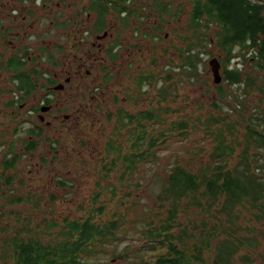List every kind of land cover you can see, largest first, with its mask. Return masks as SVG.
<instances>
[{"label":"rangeland","instance_id":"rangeland-1","mask_svg":"<svg viewBox=\"0 0 264 264\" xmlns=\"http://www.w3.org/2000/svg\"><path fill=\"white\" fill-rule=\"evenodd\" d=\"M147 1L139 0L142 5ZM250 1L264 5V0ZM34 11L37 16L41 14L38 10L34 9ZM57 15L58 12H52L47 21L38 17L36 21L39 24L38 30L45 23L47 26L50 20L54 21ZM84 18L83 14L80 15L84 28H88L87 18H85L86 22ZM64 19L67 17L59 18V21L62 22ZM73 19L76 22L75 16ZM181 22H185L184 17H181ZM54 25L44 27L45 33L53 32L55 34ZM143 27H145L144 22L140 24L139 31ZM169 29L170 26L163 34ZM139 31L138 34L134 33V75L136 76L134 88L128 80L131 74L125 70L124 58L119 65L116 64L115 69V72H122L123 76L116 75V78L105 88H111L119 95V101L116 104L117 107L119 106L118 108L127 111L132 109L134 113L137 111L153 113V117L156 119H152L154 122L148 123L152 134H155L157 130H169L171 125L181 119L188 122L189 129L184 131L183 135H180L179 131L172 135L168 133L166 143L156 146L157 153L151 162L140 166L135 174L134 170L132 172L125 171L126 166L119 161L115 154L110 152L119 148L123 153L127 151L130 138L125 134L124 128L120 130L110 127L98 128L96 119H91L84 121L87 124L84 126L85 129H79L77 133H73L70 139L65 136L63 128L48 129L46 133L43 131V137L33 151L41 154L46 160L43 171H32V174L29 175L28 168H26L19 172L20 176L25 179L24 183H12L11 186H7L14 190V193L9 197L22 198L23 201L19 205L8 203L9 206L6 204L5 209H0V229L6 227L5 232L0 230V254L4 250L3 240L13 238L16 230L28 228L31 230V234L38 232L39 236L46 241H55L66 218L69 220L83 219L89 208L103 206L105 214L102 219H115L119 227L116 232V240L105 248L104 252L101 251L95 259V264L134 263L138 258L135 251L144 244V241L138 236L139 233L145 228L148 221L155 222L160 217L164 219L161 214L168 208V201L161 203L157 199L159 195L164 196L163 190H165L171 166L174 164L185 166L194 154H197V164L203 165L207 162L208 155L216 144L213 136L208 132H212L215 127L222 126L227 118L236 121L240 114L245 115V117L243 116L245 120L237 123L239 127L233 135L240 139L241 144L245 135L243 128L245 123H256L261 128L262 119L257 120L256 118H260V115H256V113L264 111V93L258 91L259 88L264 89V73H257L255 84L247 89L245 96L241 87H229L222 81L215 85L208 65L212 58L218 60L220 58V52L212 41L215 38L214 32L205 31L203 34L195 36L192 31L187 29L189 43L193 48H197L196 51L202 52L200 59L204 65L195 78L188 79L183 72L184 69L179 66L181 63L172 47L153 37L139 34ZM108 33L115 34V31L108 30ZM126 34L128 32L121 35L125 36ZM61 36L63 35L61 34ZM199 37L204 40L200 42ZM210 41L211 43H209ZM57 42H59L58 39L55 40V43ZM238 50V48L234 49V53L237 55L232 61L238 62L239 67L241 66L245 71L251 70L249 64L242 61L241 54L245 55L246 52L242 50V52L240 50L237 52ZM152 60H156V62L150 67ZM81 75H84V70L81 71ZM94 76L95 74H92L90 78L85 79L83 85L85 87L90 85L89 89H91L94 84ZM124 86H127L130 92L134 89L133 106L122 100L126 97ZM216 86L223 89L224 99L217 96ZM0 87H3L2 94H6L5 97L0 98V155L16 153L20 154L19 157L24 160L23 152L26 151L23 143L27 140L25 131L31 127V122L36 117L25 123V112H21L18 116L15 112L16 107L13 110L6 109L4 102L11 97V92H9L11 85L5 83ZM90 93L93 91L88 92V95ZM106 102L110 103V100L106 98ZM83 108V106L74 105L73 109L69 108L63 113L71 115L73 111H78L81 114L84 112ZM76 114L78 113L73 116ZM61 118L62 116H60ZM211 118L215 120L213 123H211ZM156 120L161 121L157 122ZM233 136L229 137L228 141L231 142ZM44 138H48L49 141L45 142ZM234 149V154L228 163L229 168H234L237 165L242 146L234 143ZM52 156L54 157L53 170L50 165ZM257 156H261L260 162L262 163L264 150L251 146L249 157L252 168L254 167V158ZM3 169L2 175L13 174L12 170L5 172L4 166ZM250 170L254 176L262 178L259 172L254 171L256 169ZM56 171L58 174L52 181L51 177ZM262 175L264 174L262 173ZM3 179L1 176L0 206L5 205L6 201L10 199L1 190ZM27 181L31 183V186ZM94 199L95 203H92L91 201ZM179 205L181 206L180 222L184 225L192 226V222L206 219L198 207L191 205V200L186 198ZM259 205H262L261 210L247 207L243 212H236L241 230L235 232V238L237 241L239 238L242 239H240L242 247L235 257L234 264H264V199ZM224 219L227 221L226 217ZM209 221L210 224H216L214 219H209ZM51 224H55V226L48 230ZM225 227H229V225L226 224ZM23 234L25 237V233ZM117 240L118 242H116ZM205 254H207L205 256L207 262L210 263L213 253ZM148 256L152 260L154 255ZM0 264H3L1 259Z\"/></svg>","mask_w":264,"mask_h":264},{"label":"trees","instance_id":"trees-1","mask_svg":"<svg viewBox=\"0 0 264 264\" xmlns=\"http://www.w3.org/2000/svg\"><path fill=\"white\" fill-rule=\"evenodd\" d=\"M191 3L186 29L195 36L205 31L215 33L212 41L220 52L221 81L229 87H241L245 96L247 89L255 84L257 73H264V5L250 0H192ZM186 40L189 42V37ZM203 40L199 37L200 42ZM236 48L245 52L254 48L256 54L252 58L241 54L242 61H246L251 70L236 66L230 69L229 65L237 55L234 53ZM196 49L191 44L184 50L173 49L185 58L182 68L188 79L195 78L204 68L200 59L202 52ZM259 89L264 93L263 88ZM215 91L220 99H224L220 86H216ZM256 115H260L257 120L262 119L261 128L256 123H245L242 144L233 135L239 127L237 123L245 120L244 114H240L236 121L227 118L222 126L208 132L216 144L203 165L197 164V154L185 166L173 163L166 179L164 196L159 195L157 199L161 203L168 201V208L161 214L164 219L160 217L158 221L146 223L138 235L144 244L135 251L138 258L131 264L235 263L242 247V239L237 241L235 238V232L241 230L236 212H243L247 207L261 210L262 205L259 204L264 199V157L262 163L261 156L254 158L253 168L249 157L251 146L264 150V111H258ZM152 119L156 118L150 111H137L134 128L125 132L130 138L127 151L123 153L120 148L110 151L126 166L125 171L134 170L135 174L140 166L151 162L157 153L156 146L166 143L168 133L172 135L179 131L183 135L190 127L186 120L181 119L169 130H157L152 134L148 125L154 122ZM210 120L211 123L215 121L213 118ZM234 143L242 146V150L237 165L229 168ZM250 169H256L254 171L259 172L262 178L254 176ZM186 198L203 212L206 219L192 222V226L180 222L179 203ZM91 202L95 203V199ZM103 210V206L91 207L83 219L66 218L55 241H46L38 232L31 234L28 228L16 230L13 238L3 240L4 250L0 259L3 264H95L101 251L104 252L116 240L119 227L115 219H102ZM209 219H214L216 224H210ZM226 224L229 227H225ZM54 226L51 224L48 230ZM0 230L5 232L6 227ZM207 252L213 253L210 263L205 258ZM152 254L151 260L148 255Z\"/></svg>","mask_w":264,"mask_h":264},{"label":"flooded vegetation","instance_id":"flooded-vegetation-1","mask_svg":"<svg viewBox=\"0 0 264 264\" xmlns=\"http://www.w3.org/2000/svg\"><path fill=\"white\" fill-rule=\"evenodd\" d=\"M191 1L148 0L142 5L139 0H0V85L10 84L12 97L4 102V107L10 110L16 107L18 116L25 112V123L36 117L25 131L24 160L16 153L0 155V177L4 178L1 190L6 197L14 193L7 186L25 182L19 172L26 168L29 175L32 171H43L46 160L41 154L33 152L43 137V131L63 128L65 136L70 139L73 133L85 129L87 124L84 121L91 119H96L98 128H124L125 132L134 128L136 113L132 109L118 108L119 95L105 87L116 75H122L115 69L124 58L125 70L131 74L128 80L134 88V33L138 34L142 22L145 27L139 34L153 37L173 49L184 50L190 44L186 40L189 37L186 26L190 19ZM34 9L41 14L37 16ZM52 12H58L54 21L50 20L47 26L45 23L38 30L37 18L47 21ZM82 14L87 18L88 28H84L80 19ZM64 16L67 19L60 22L59 18ZM181 17L185 22H181ZM53 24L55 34L45 33L44 27ZM169 26V31L163 34ZM108 30L115 31V34L108 33ZM124 32L128 34L122 36ZM56 39L59 42L55 43ZM247 50H253L249 58L256 54L254 48ZM174 54L181 63L179 66L184 67L185 58L177 52ZM155 62L152 60L150 67ZM92 74H95L94 84L89 89L90 85L85 87L83 82ZM123 90L126 97L122 100L133 106L134 89L130 92L124 86ZM90 91L93 93L88 95ZM2 92L3 87H0V98L6 96ZM106 98L110 103L106 102ZM74 105L83 106L84 112L63 113L73 109ZM75 113L78 114L73 116ZM57 135L59 137L58 132ZM44 141L49 139L44 138ZM53 162L52 156V170ZM3 166L5 172L12 170L13 174L2 175ZM57 174L56 171L52 175V181ZM9 198L6 203L4 200L5 205H1L0 209H5L8 203L19 205L23 201L22 198Z\"/></svg>","mask_w":264,"mask_h":264},{"label":"water","instance_id":"water-1","mask_svg":"<svg viewBox=\"0 0 264 264\" xmlns=\"http://www.w3.org/2000/svg\"><path fill=\"white\" fill-rule=\"evenodd\" d=\"M208 65L210 68V72L212 74L213 83L215 85L219 84L222 80V77H221V73H220V63H219L218 59L212 58L208 62Z\"/></svg>","mask_w":264,"mask_h":264},{"label":"built area","instance_id":"built-area-1","mask_svg":"<svg viewBox=\"0 0 264 264\" xmlns=\"http://www.w3.org/2000/svg\"><path fill=\"white\" fill-rule=\"evenodd\" d=\"M252 53H253V50H251V51L247 50V51H246V54H245V58H249V56H251ZM238 60H239V58H238ZM230 65H231L232 67H233V66H236L237 68H241V66L239 67V63L236 62V61H231V64H230Z\"/></svg>","mask_w":264,"mask_h":264}]
</instances>
